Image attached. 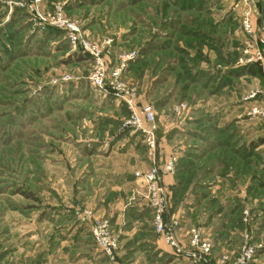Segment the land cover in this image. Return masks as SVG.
I'll use <instances>...</instances> for the list:
<instances>
[{"label":"rangeland","instance_id":"obj_1","mask_svg":"<svg viewBox=\"0 0 264 264\" xmlns=\"http://www.w3.org/2000/svg\"><path fill=\"white\" fill-rule=\"evenodd\" d=\"M27 1L0 0V264H111L90 228L110 222L117 205L125 223L110 228L119 264H192L152 229L135 175L151 160L117 83L132 89L136 112L153 111L158 163L175 157L167 188L177 233L199 229L214 261L235 258L247 235L252 263L264 250L253 236L264 200V117L251 108H264V94L244 96L264 78L238 61L248 39L242 13L249 8L260 30L264 0ZM56 7L98 46L100 86L89 79L93 60L50 22ZM135 219L138 229L124 233Z\"/></svg>","mask_w":264,"mask_h":264},{"label":"built area","instance_id":"obj_2","mask_svg":"<svg viewBox=\"0 0 264 264\" xmlns=\"http://www.w3.org/2000/svg\"><path fill=\"white\" fill-rule=\"evenodd\" d=\"M38 1L31 0L27 2L36 3ZM50 17L51 23L65 28L72 50L80 48L93 60L89 79L95 85L100 86L106 71L98 46L81 37L77 24L65 19L59 7L55 8ZM41 18L45 20L47 17L42 16ZM253 21L254 18L251 10L249 8L245 9L241 17V30L248 39L243 43L241 57L238 62L243 65L256 64L264 78V25L258 30ZM133 55V52L125 54L122 59L129 58ZM113 74L115 79L119 77L120 69L114 70ZM116 82L118 81L116 80ZM114 88L118 93L125 92L126 96L124 100L132 111L127 122L143 131L144 142L150 156V167L142 172H136L135 175L144 189L143 194L146 205L152 213V227L154 232L172 248L175 254L183 256L192 264H248L253 259L256 249L249 243L247 235L243 236L238 254L235 258L231 259L228 253H221L215 258V261L212 258V243L199 229L191 227L187 231V245H183L179 241L177 230L180 227V217L170 209L169 190L163 179L165 173H171L173 171L175 157L172 155L167 156L162 166L158 163L153 111L145 110L144 114L140 115L134 109V93L132 89L130 90L128 87L121 86L119 83ZM260 94H264V85L260 89L250 91L244 98L252 100ZM251 113L264 117V108L254 106L251 108ZM90 213L87 210L86 214L83 215V219L89 220L91 217ZM110 227V222L107 219H96L90 228V232L96 245L100 248L101 253L110 260L111 264H119L116 260L118 250L117 236L112 233Z\"/></svg>","mask_w":264,"mask_h":264},{"label":"crops","instance_id":"obj_3","mask_svg":"<svg viewBox=\"0 0 264 264\" xmlns=\"http://www.w3.org/2000/svg\"><path fill=\"white\" fill-rule=\"evenodd\" d=\"M163 179H164V182H165V184L166 185H169L170 184V186L172 187L173 186V183H175V181H174V176H173V174H170V173H166L165 175H164V177H163ZM113 188V187H112ZM113 190H114V188H113ZM104 200H105V197L103 196V195H100L97 199H96V202L98 203L99 202V205H101V207L100 208H97V209H100V211L102 210V207H104ZM259 205H260V207H257V212H259V215H258V218H257V220H256V224H255V229H254V232H253V236H254V239H255V241H262V242H264V200H263V202H260L259 203ZM117 207H118V214H116V215H110L109 216V219H110V223H111V226L113 227V226H115V225H117V228L118 229H120L123 225L122 224H124L125 223V220H124V217H123V214L122 213H120L123 209H121L120 208V205H117ZM120 209V210H119ZM176 213L177 214H179L178 213V211H176ZM137 214H135V216H136ZM136 218V217H135ZM133 223H135V224H132L131 226H130V228L128 229V231H125L124 233H126V232H134V231H136L137 229H138V227H137V225H136V219L133 221ZM152 226V225H151ZM153 229V228H152ZM180 230H181V227H180ZM123 233V234H124ZM154 234V233H153ZM178 239H179V241L183 244V245H185V243L187 242L186 240H187V238L185 237V239L182 237V234H181V232L179 231V233H178ZM185 236V235H184ZM162 239V238H161ZM157 240L158 241H160L158 238H157ZM163 241V240H162ZM161 242V241H160ZM164 242V241H163ZM165 243V242H164ZM166 244V243H165ZM169 247V252L171 251H173L172 250V248L168 245V244H166V245H163L162 244V247L164 248V249H166L167 247ZM159 247V246H158ZM235 251H237V250H235ZM212 252H213V248H212ZM217 257V256H216ZM250 264H264V250H262V251H259V254H258V256L254 259V261L252 262V263H250Z\"/></svg>","mask_w":264,"mask_h":264},{"label":"trees","instance_id":"obj_4","mask_svg":"<svg viewBox=\"0 0 264 264\" xmlns=\"http://www.w3.org/2000/svg\"><path fill=\"white\" fill-rule=\"evenodd\" d=\"M255 68L259 69V67L256 64H249V65H244L242 67H239L240 70H243L244 72H246V74L249 75H253L255 74ZM233 70H231L230 72H227V74L229 75Z\"/></svg>","mask_w":264,"mask_h":264},{"label":"water","instance_id":"obj_5","mask_svg":"<svg viewBox=\"0 0 264 264\" xmlns=\"http://www.w3.org/2000/svg\"><path fill=\"white\" fill-rule=\"evenodd\" d=\"M28 1H31V0H28Z\"/></svg>","mask_w":264,"mask_h":264}]
</instances>
